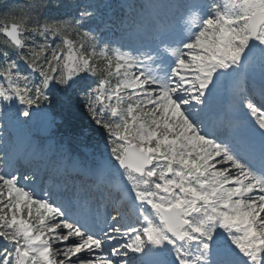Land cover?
<instances>
[{
	"label": "snow or ice",
	"instance_id": "6c2138e0",
	"mask_svg": "<svg viewBox=\"0 0 264 264\" xmlns=\"http://www.w3.org/2000/svg\"><path fill=\"white\" fill-rule=\"evenodd\" d=\"M65 7L0 3V264H264V0Z\"/></svg>",
	"mask_w": 264,
	"mask_h": 264
},
{
	"label": "rangeland",
	"instance_id": "374dc122",
	"mask_svg": "<svg viewBox=\"0 0 264 264\" xmlns=\"http://www.w3.org/2000/svg\"><path fill=\"white\" fill-rule=\"evenodd\" d=\"M131 1L132 0H93V2L101 5V11H102V14L104 15L106 20L108 18H113V19L118 18L117 16H115L117 14L124 15L126 13L127 9H123L122 6H124L126 3H131ZM136 1L141 2V0H136ZM72 9L74 10V7H72ZM121 11H124V13H120ZM109 35H112V34L109 33ZM116 36L117 37L119 36L118 31L116 32ZM257 80H259V79H257ZM259 81L261 83V80H259ZM249 83L251 85H253L255 83V80L254 79L250 80ZM11 135L13 136L14 139L19 140L21 148H23L24 144L28 140H32V141L40 143L41 145H43L45 147L51 145V151L53 154H55L59 149V147L56 145V141H55L56 139L53 137L54 135L48 139H46V138L40 139V138H38V136H36V134L33 132V130L29 127V125L24 126L22 128H19V129H13L11 131ZM75 141H77L79 143L82 151L85 152L86 142L85 141L82 142L81 139H79L78 137L75 139ZM96 147L97 146L88 147V150L89 151L95 150ZM64 149L66 150L65 147H64Z\"/></svg>",
	"mask_w": 264,
	"mask_h": 264
},
{
	"label": "trees",
	"instance_id": "16d2710c",
	"mask_svg": "<svg viewBox=\"0 0 264 264\" xmlns=\"http://www.w3.org/2000/svg\"><path fill=\"white\" fill-rule=\"evenodd\" d=\"M77 1L78 0H63L66 7H70V5H73V4L76 5L78 3ZM7 2L8 0H0V3H7ZM66 7H65V10H67ZM87 123L88 121H87V118L85 117L83 120L78 122V127L79 126L86 127ZM56 130H57L56 132H58L59 134H63L65 136V139L67 140L66 142L68 143L69 148L74 149L77 146L76 143H74V140L77 138L75 132L69 133V131H67L64 127H59ZM86 139H90V140H87L89 145L96 144L100 146L101 144H103L100 133H98L96 130L91 129V128L88 130V135Z\"/></svg>",
	"mask_w": 264,
	"mask_h": 264
},
{
	"label": "water",
	"instance_id": "95a60500",
	"mask_svg": "<svg viewBox=\"0 0 264 264\" xmlns=\"http://www.w3.org/2000/svg\"><path fill=\"white\" fill-rule=\"evenodd\" d=\"M36 134H38L41 137H50L54 133V128L49 129L46 124L43 121H37L33 124L29 125Z\"/></svg>",
	"mask_w": 264,
	"mask_h": 264
},
{
	"label": "bare ground",
	"instance_id": "6f19581e",
	"mask_svg": "<svg viewBox=\"0 0 264 264\" xmlns=\"http://www.w3.org/2000/svg\"><path fill=\"white\" fill-rule=\"evenodd\" d=\"M254 79L256 80L257 84L260 83L259 80H261V79H260V76H259V73H258V72H257L256 76L254 77ZM257 79H259V80H257ZM260 84H261V83H260Z\"/></svg>",
	"mask_w": 264,
	"mask_h": 264
}]
</instances>
